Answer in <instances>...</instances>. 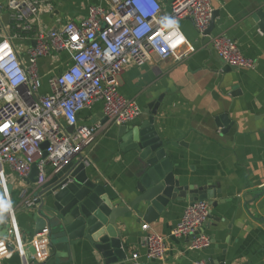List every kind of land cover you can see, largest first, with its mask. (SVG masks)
Here are the masks:
<instances>
[{"label": "crops", "instance_id": "0c3cea01", "mask_svg": "<svg viewBox=\"0 0 264 264\" xmlns=\"http://www.w3.org/2000/svg\"><path fill=\"white\" fill-rule=\"evenodd\" d=\"M6 1L0 0V3ZM48 1L54 10L41 16L39 29L42 30L62 29L69 21L84 18L91 6L110 4V0ZM160 1L166 11L170 9L172 0ZM213 6L219 14L210 35H199L191 19L181 20L180 26L194 47L184 45L179 51L183 58L153 54L144 66L131 65L119 75L121 92L136 101L143 111L127 126H138L147 119L144 109L162 96L156 116L161 138L180 141L190 137L188 147L168 146L172 161L183 169L177 172L195 184L213 181L221 189L217 196L221 203L216 207L211 205L213 219L201 230L211 239V244L203 249L190 248L193 236L173 235L188 202L171 201L155 222L147 223L148 230L142 228L144 224L136 215L119 219L129 260L132 261L134 253H139L138 264H194L200 259L211 264H264V17L259 16V12L264 13V0H213ZM221 34L236 40L240 50L254 59V69L224 70L230 65L210 44ZM14 42L23 54L35 43L26 38ZM71 62L68 51H53L39 59L43 92L50 90L49 77L65 70ZM222 114H228L231 121L226 129L217 123ZM78 123L97 127L95 141L84 151L91 178L110 183L128 199L135 197L136 182L147 163L138 153L122 150L119 135L122 125L106 117L101 101L82 110ZM7 175L13 184L11 201L17 210L21 234L30 237L29 211L20 204L22 189L31 190L30 185L9 167ZM0 191L2 219L6 216V201ZM256 194L260 195L256 197ZM149 232L165 237L164 259L148 258L145 236ZM51 253L48 249L49 256ZM56 256L55 264L103 263L82 242L75 246L74 252H57ZM5 264L25 262L16 251Z\"/></svg>", "mask_w": 264, "mask_h": 264}, {"label": "built area", "instance_id": "2783aa9c", "mask_svg": "<svg viewBox=\"0 0 264 264\" xmlns=\"http://www.w3.org/2000/svg\"><path fill=\"white\" fill-rule=\"evenodd\" d=\"M53 10L48 0L0 3V189L6 201L0 227L10 225L8 236L0 235V264L16 251L22 258L25 253L17 210L8 191L7 167L26 180L36 163L39 188L75 158L82 157L86 164L84 151L95 141L97 127L78 123L79 113L101 101L111 122L127 125L137 119L142 108L121 92L120 73L131 65L144 66L153 54L180 60L184 45L194 49L181 20L191 19L199 35L207 36L215 11L213 0H172L167 11L160 0H110L108 6H91L84 18L69 21L62 29H39L41 16ZM19 38L35 42L25 54L15 45ZM210 44L226 64L255 68L254 59L227 34L214 37ZM53 51H68L72 62L49 77L50 90L43 92L38 61ZM69 125L75 126L72 132ZM26 191H21L20 204L29 210L37 197ZM210 212L207 200L188 204L173 235L193 236L191 249L208 247L210 237L199 230ZM142 228L148 230L149 224ZM47 242L46 229L31 241L40 261L49 256ZM145 244L149 259H164L167 246L163 235L149 232ZM138 257L139 253L133 254L134 264ZM194 264L211 263L200 259Z\"/></svg>", "mask_w": 264, "mask_h": 264}, {"label": "water", "instance_id": "95a60500", "mask_svg": "<svg viewBox=\"0 0 264 264\" xmlns=\"http://www.w3.org/2000/svg\"><path fill=\"white\" fill-rule=\"evenodd\" d=\"M218 14L215 10L207 35L214 29ZM263 14L259 12L261 18ZM235 69L233 66L224 68L225 71ZM161 101L162 96L144 109L148 118L138 126L122 125L120 128L122 150L138 153L140 159L147 163L146 170L136 182L138 194L132 199L116 191L110 183L93 180L82 157L62 166L39 188L36 185L39 171L37 164H33L27 179L31 190L27 189L26 192L37 197V200L28 210L32 226L30 237L27 234L22 236L25 250L22 259L25 264H55L57 252L70 254L81 242L84 247L89 245L105 264H134L129 260L124 246L119 219L136 215L143 224L155 222L171 201L194 204L199 200H207L214 207L221 203L217 200L221 193L219 184L213 181L195 184L183 173L177 172L183 169L172 161L168 146L188 147L190 137L180 141L161 138L156 126ZM230 122L228 114H222L217 119V123L225 129ZM74 128V125L68 126L70 132ZM46 146L47 143L44 144ZM8 191L10 194L13 192L12 183L8 184ZM259 195L256 194V197ZM210 219H213L211 212L199 231L209 226ZM9 227V224L1 227L0 235L8 236ZM45 229L47 250H52V253L45 261H40L31 241Z\"/></svg>", "mask_w": 264, "mask_h": 264}, {"label": "rangeland", "instance_id": "374dc122", "mask_svg": "<svg viewBox=\"0 0 264 264\" xmlns=\"http://www.w3.org/2000/svg\"><path fill=\"white\" fill-rule=\"evenodd\" d=\"M1 190V189H0ZM20 192V191H19ZM0 194H1V191H0Z\"/></svg>", "mask_w": 264, "mask_h": 264}]
</instances>
